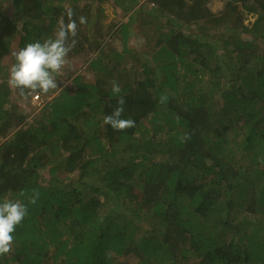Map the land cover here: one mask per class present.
<instances>
[{
  "label": "trees",
  "instance_id": "1",
  "mask_svg": "<svg viewBox=\"0 0 264 264\" xmlns=\"http://www.w3.org/2000/svg\"><path fill=\"white\" fill-rule=\"evenodd\" d=\"M105 1L0 0V200L39 192L0 264H264V0ZM68 10L87 74L29 122L3 58ZM113 81L134 128L103 124Z\"/></svg>",
  "mask_w": 264,
  "mask_h": 264
},
{
  "label": "clouds",
  "instance_id": "2",
  "mask_svg": "<svg viewBox=\"0 0 264 264\" xmlns=\"http://www.w3.org/2000/svg\"><path fill=\"white\" fill-rule=\"evenodd\" d=\"M67 17V23L63 19L60 20L58 30L53 36L44 39L42 42L39 40L30 42L25 47L11 52L15 63H12L9 69L8 86L18 90L22 97L28 96L26 104L29 100L31 103L32 101L39 103L38 106H35L37 108L35 112L30 113L27 117L29 122L33 116L43 112V110L45 113L50 112L49 106L58 96L57 93L47 98H43L40 94H47L49 91L57 89L56 77L68 63L69 54L77 44L75 37L77 36L78 25L77 20L74 19V12L68 10ZM86 23L87 18L80 16L79 24L84 25ZM111 92L113 96L117 97V106L111 114L103 118V124L110 125L115 131L134 128L136 125L133 119L122 118L126 101L121 95V86L118 81L112 82ZM167 98V95L164 94L159 100L164 103ZM260 163L264 164V159H261ZM19 195L23 197L26 193L21 191ZM38 199L39 192L33 189L27 204L20 199L12 200L7 197L0 200V257L11 251L16 228L28 215V204L35 205Z\"/></svg>",
  "mask_w": 264,
  "mask_h": 264
},
{
  "label": "rangeland",
  "instance_id": "3",
  "mask_svg": "<svg viewBox=\"0 0 264 264\" xmlns=\"http://www.w3.org/2000/svg\"><path fill=\"white\" fill-rule=\"evenodd\" d=\"M227 0H211L210 3V8L213 12H218L220 10L223 9L225 3ZM119 3L128 5V0H118ZM145 1L143 0H137L138 6H136L135 10L138 8V10L140 9V5H143ZM105 9H106V13L108 15V18L105 20V22L107 23V25L111 24L113 21H117V20H121L124 22H127V17L126 15L123 14L122 12V8L118 7L117 3L115 0H106L105 1V5H104ZM134 10V11H135ZM133 11V12H134ZM132 12V13H133ZM257 17L253 16V15H246V24H253L256 21ZM127 20V21H126ZM133 39L135 40V43H138L139 45H137L138 48H140L141 50H144L145 46V39L144 37H142L140 34H133ZM12 47H10L9 49V53L7 56H5V59L2 63V65H6L8 67V70L10 69L12 63H13V58L11 56V50L14 48V45L11 44ZM130 46H135L134 44H130ZM16 49V48H15ZM133 62V61H131ZM85 65V64H84ZM86 65L85 66H81V61L79 59H75L73 57H69L68 58V63L66 64V66L61 70V73L58 75H63L60 76L61 79L63 78V86L60 87V89L56 92L57 95L60 94V92L65 89V87L69 86V88H75L77 89L78 87L76 85L73 84V80L76 78V76L78 75H86L87 72L85 70ZM65 72V73H64ZM39 103H35L32 101V105L33 106H38ZM38 112V111H37ZM244 215H246V212L240 208V207H235V209L232 212V218L238 217L239 219H243Z\"/></svg>",
  "mask_w": 264,
  "mask_h": 264
}]
</instances>
